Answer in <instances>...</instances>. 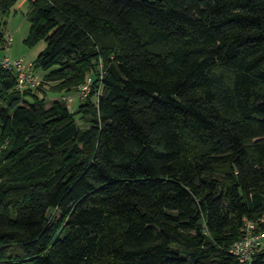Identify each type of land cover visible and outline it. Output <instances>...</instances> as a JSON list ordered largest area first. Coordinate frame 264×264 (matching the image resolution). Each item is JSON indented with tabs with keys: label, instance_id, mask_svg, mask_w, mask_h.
<instances>
[{
	"label": "trees",
	"instance_id": "16d2710c",
	"mask_svg": "<svg viewBox=\"0 0 264 264\" xmlns=\"http://www.w3.org/2000/svg\"><path fill=\"white\" fill-rule=\"evenodd\" d=\"M27 2L44 75L20 92L0 67V264H240L264 217V0Z\"/></svg>",
	"mask_w": 264,
	"mask_h": 264
},
{
	"label": "built area",
	"instance_id": "2783aa9c",
	"mask_svg": "<svg viewBox=\"0 0 264 264\" xmlns=\"http://www.w3.org/2000/svg\"><path fill=\"white\" fill-rule=\"evenodd\" d=\"M11 38L10 34H5L2 45L3 49H8ZM0 67L15 74L16 89L20 92L37 89L41 84L38 78L31 73L30 66L27 67L25 65L23 58L11 59L7 56L0 57ZM103 73L102 69H100L97 76V79L100 81H94V78L91 76L87 77L85 82L76 89L75 98L79 101H84L93 92L98 95L101 91ZM61 99L70 108L73 98L71 96H65ZM239 232L240 236L230 247L229 253L240 264H248L257 250L264 249V217L258 221H251L244 218Z\"/></svg>",
	"mask_w": 264,
	"mask_h": 264
},
{
	"label": "rangeland",
	"instance_id": "374dc122",
	"mask_svg": "<svg viewBox=\"0 0 264 264\" xmlns=\"http://www.w3.org/2000/svg\"><path fill=\"white\" fill-rule=\"evenodd\" d=\"M28 11L27 0H17L14 6L11 7L10 13L0 19V33L10 34L11 42L7 50L1 49L0 47V57L7 56L11 59L23 58L24 63L27 67L30 66L31 69L39 79L44 75L40 70H35L32 66L36 56L44 49L45 42L40 41L34 46L28 47L23 41L29 33V22L26 17V12ZM75 92L64 94L65 96H71L73 98L70 104V111L75 112L79 105V101L75 98ZM41 96V94H38ZM60 98V93L51 94L47 93V100L51 102L52 100ZM95 100H93L94 102ZM78 115H75V119L78 122Z\"/></svg>",
	"mask_w": 264,
	"mask_h": 264
}]
</instances>
